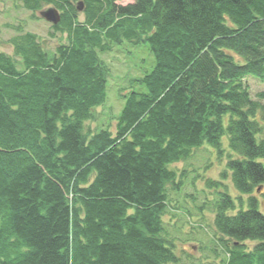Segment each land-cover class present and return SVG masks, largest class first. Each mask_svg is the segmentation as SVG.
<instances>
[{"label":"trees","instance_id":"trees-1","mask_svg":"<svg viewBox=\"0 0 264 264\" xmlns=\"http://www.w3.org/2000/svg\"><path fill=\"white\" fill-rule=\"evenodd\" d=\"M118 1L82 0L80 20L73 0H22L62 11L51 28L67 37L52 58L36 34L12 38L21 69L0 51V264H176L169 165L204 144L222 156L225 135L236 158L222 176L249 196L230 214L220 193L225 264H264V92L253 98L246 82H264V0ZM124 42L148 44L154 67L124 95L115 133L88 135L107 99L100 53Z\"/></svg>","mask_w":264,"mask_h":264},{"label":"rangeland","instance_id":"rangeland-1","mask_svg":"<svg viewBox=\"0 0 264 264\" xmlns=\"http://www.w3.org/2000/svg\"><path fill=\"white\" fill-rule=\"evenodd\" d=\"M78 5L82 0H73ZM134 0H119L118 4H129ZM52 6H45L41 11L27 10L22 0H0V51L12 58L19 68H22L21 58L14 53L10 42L20 33L32 32L36 34L49 58L55 54L56 47L66 43V33L52 30V23L48 22L41 12ZM84 6L79 12V19L84 20ZM62 14V11H60ZM101 59L110 68L107 82L106 102L93 109L94 117L86 122L85 133L91 135L102 129H109L115 133L118 119L125 106L126 95L131 90H139V83L135 79L144 77L155 64L154 54L148 44H133L124 42L116 46L111 52L100 53ZM240 61L241 58L237 57ZM253 98L264 92V82L253 76H248ZM260 119V116L258 115ZM261 121V120H260ZM263 132L259 138L264 137ZM224 153L221 156L216 149L208 144L193 148L190 156L184 160L169 165V169L176 172L175 181L167 185L169 203L164 216L166 238L173 242L174 251L179 258L176 264H225L228 254L222 237L216 229L214 220L220 193L227 192L233 197L236 209L229 213L247 207L248 195L241 196L232 182L231 173L224 178L226 163L230 153L228 136L222 139ZM232 157L236 155L232 153ZM208 181L217 182V186H208ZM264 187L254 192L264 211ZM240 196L242 199L240 200ZM248 248H253L256 241H246ZM175 264V263H173Z\"/></svg>","mask_w":264,"mask_h":264},{"label":"water","instance_id":"water-1","mask_svg":"<svg viewBox=\"0 0 264 264\" xmlns=\"http://www.w3.org/2000/svg\"><path fill=\"white\" fill-rule=\"evenodd\" d=\"M78 9L79 10L83 9V3L82 2H80L79 6H78ZM41 15L48 22H50V23H52L54 25L59 24L61 19H62L60 11L57 8H55V7H49L48 9L43 10L41 12Z\"/></svg>","mask_w":264,"mask_h":264},{"label":"bare ground","instance_id":"bare-ground-1","mask_svg":"<svg viewBox=\"0 0 264 264\" xmlns=\"http://www.w3.org/2000/svg\"><path fill=\"white\" fill-rule=\"evenodd\" d=\"M80 2H82V1H80ZM80 2H79V4H80ZM53 7V6H52ZM46 9H48V8H46ZM79 10V9H78Z\"/></svg>","mask_w":264,"mask_h":264}]
</instances>
